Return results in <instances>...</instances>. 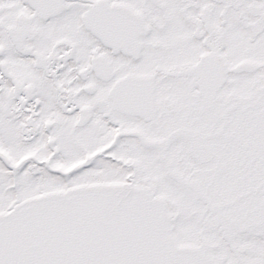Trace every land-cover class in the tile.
Masks as SVG:
<instances>
[{
	"label": "snow or ice",
	"instance_id": "1",
	"mask_svg": "<svg viewBox=\"0 0 264 264\" xmlns=\"http://www.w3.org/2000/svg\"><path fill=\"white\" fill-rule=\"evenodd\" d=\"M0 264H264V0H0Z\"/></svg>",
	"mask_w": 264,
	"mask_h": 264
}]
</instances>
